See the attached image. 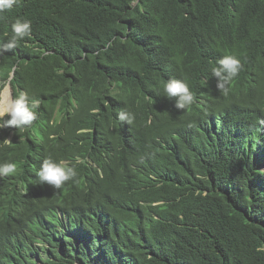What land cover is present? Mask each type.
<instances>
[{"label":"trees","instance_id":"obj_1","mask_svg":"<svg viewBox=\"0 0 264 264\" xmlns=\"http://www.w3.org/2000/svg\"><path fill=\"white\" fill-rule=\"evenodd\" d=\"M16 18L31 34L4 50ZM227 54L242 69L224 93ZM14 67L40 107L0 127V164L17 165L0 176V264H264V0H18L0 80ZM46 157L76 176L41 184Z\"/></svg>","mask_w":264,"mask_h":264},{"label":"clouds","instance_id":"obj_2","mask_svg":"<svg viewBox=\"0 0 264 264\" xmlns=\"http://www.w3.org/2000/svg\"><path fill=\"white\" fill-rule=\"evenodd\" d=\"M18 0H0V13L11 10ZM12 35L4 43V50H11L17 43L31 34V21L16 18L10 25ZM217 67L211 69L213 77L216 78V88L224 93L228 91L227 85L238 76L242 69L239 58L235 55H224L217 61ZM15 78V70H9L7 78L0 80V127H16L31 125L37 119V109L40 100L31 96L27 91L20 90L14 94L11 81ZM163 91L167 98H175L177 109H186L193 102V93L188 84L181 79H169L164 83ZM5 117H8L5 119ZM121 121L131 124L134 115L127 111L118 113ZM17 165L15 163L0 164V176L14 174ZM76 171L68 167L63 161L57 162L51 157H46L36 172V177L41 184H47L55 189L61 188L64 182L73 179Z\"/></svg>","mask_w":264,"mask_h":264},{"label":"water","instance_id":"obj_3","mask_svg":"<svg viewBox=\"0 0 264 264\" xmlns=\"http://www.w3.org/2000/svg\"><path fill=\"white\" fill-rule=\"evenodd\" d=\"M15 68H16V67H14V70H15ZM12 88H13V86H12Z\"/></svg>","mask_w":264,"mask_h":264}]
</instances>
